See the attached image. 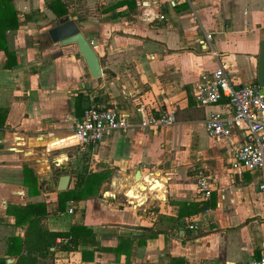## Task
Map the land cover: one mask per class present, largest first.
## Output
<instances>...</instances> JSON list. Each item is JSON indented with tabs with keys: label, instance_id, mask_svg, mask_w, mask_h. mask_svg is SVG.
<instances>
[{
	"label": "crops",
	"instance_id": "1",
	"mask_svg": "<svg viewBox=\"0 0 264 264\" xmlns=\"http://www.w3.org/2000/svg\"><path fill=\"white\" fill-rule=\"evenodd\" d=\"M54 1L12 0L16 22L1 12L14 28L0 40V258L15 262L9 239H24L31 225L70 233L50 247L52 264L257 259L264 171L231 173L230 153L245 133L210 137L204 122L228 115V99L201 106L193 87L223 66L235 87L260 89L261 51L264 87V0H59L53 10ZM64 16L90 41L99 77L75 43L48 39ZM91 104L116 111L128 130L78 146L75 125ZM172 109L176 123L139 127L142 117ZM198 167L213 184L207 199L196 193ZM62 176L69 179L58 190Z\"/></svg>",
	"mask_w": 264,
	"mask_h": 264
},
{
	"label": "built area",
	"instance_id": "2",
	"mask_svg": "<svg viewBox=\"0 0 264 264\" xmlns=\"http://www.w3.org/2000/svg\"><path fill=\"white\" fill-rule=\"evenodd\" d=\"M262 26L264 27V18ZM211 36L210 33H205L202 43L208 44ZM211 54L217 55L213 50ZM193 95L201 106L216 103L224 97L228 99L231 109L228 115L223 117L214 113L204 122L205 131L210 137L224 139L230 136L234 128L245 133V143L230 153L231 173L240 176L245 171H264V92L252 86L235 87L225 67L221 66L210 74H202L194 83ZM174 123L176 114L172 109L155 116L142 117L139 127L152 132ZM129 126L127 120L116 111L91 104L77 121L74 138L78 146L86 147L101 142L108 132H126ZM195 179L198 196L209 198L213 184L208 172L198 167ZM259 187L264 190V182ZM197 228V224L190 225V229ZM245 264H264V247L257 259H251Z\"/></svg>",
	"mask_w": 264,
	"mask_h": 264
},
{
	"label": "trees",
	"instance_id": "3",
	"mask_svg": "<svg viewBox=\"0 0 264 264\" xmlns=\"http://www.w3.org/2000/svg\"><path fill=\"white\" fill-rule=\"evenodd\" d=\"M56 6H60L59 0H55L53 2V10H56ZM6 11L13 13V20H15V22L17 20L16 10L13 7L12 0H0V40H3V32L6 29L14 28L10 24L7 25L6 17L1 15V12L5 13ZM64 11L66 10H64L63 8L62 12L65 13ZM6 51L8 52V50ZM86 188L87 187L83 186L82 191H84ZM76 197H85V195L78 194ZM24 208H27V206H25ZM16 222L21 223L19 218H16ZM69 235V232L57 233L48 231L43 228H39L34 231L33 227L30 225V227H28V230L26 231V236L24 239L18 237H11L9 239V242H11V244L9 245V248H7V253L9 255L18 256L15 262L7 263L4 258H0V264H52L50 257V247L54 246L57 237H69ZM22 246H24L25 249L24 253H20ZM65 248L67 247H62V249Z\"/></svg>",
	"mask_w": 264,
	"mask_h": 264
},
{
	"label": "water",
	"instance_id": "4",
	"mask_svg": "<svg viewBox=\"0 0 264 264\" xmlns=\"http://www.w3.org/2000/svg\"><path fill=\"white\" fill-rule=\"evenodd\" d=\"M48 39L54 44L75 43L79 53L83 56L87 68L92 77L97 78L101 74L98 56L96 55L90 41L82 34L75 20L68 16L61 17L54 21V25L47 30ZM258 79L260 91L264 92L263 87V60L262 51L259 59ZM69 176H62L58 183V190H64L67 186Z\"/></svg>",
	"mask_w": 264,
	"mask_h": 264
},
{
	"label": "rangeland",
	"instance_id": "5",
	"mask_svg": "<svg viewBox=\"0 0 264 264\" xmlns=\"http://www.w3.org/2000/svg\"><path fill=\"white\" fill-rule=\"evenodd\" d=\"M58 7H61L62 8V6L60 5V6H58Z\"/></svg>",
	"mask_w": 264,
	"mask_h": 264
}]
</instances>
